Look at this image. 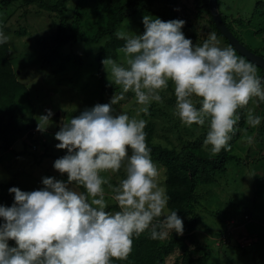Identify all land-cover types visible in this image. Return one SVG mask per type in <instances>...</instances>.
I'll use <instances>...</instances> for the list:
<instances>
[{
	"label": "clouds",
	"instance_id": "1",
	"mask_svg": "<svg viewBox=\"0 0 264 264\" xmlns=\"http://www.w3.org/2000/svg\"><path fill=\"white\" fill-rule=\"evenodd\" d=\"M143 24V33H114L124 41L123 63L102 60L109 83L120 86V94L85 108L54 134L59 141L55 147L66 154L53 167L66 173L67 180L45 176L36 190L8 189L14 202L0 204V264H113L112 258H128L133 236L146 231L152 239H163L170 231L183 234V219L177 210L167 209L169 197L146 142L147 121L114 107L124 93H134L138 114H148L171 82L175 114L185 126L207 125L203 145L212 155L231 150L238 109L250 101L264 102V77L234 48L219 46L214 32L194 45L182 31L183 19L145 15ZM8 40L0 31V44ZM247 113L250 126L260 125L259 115L250 108ZM52 116L47 109L37 129L46 130ZM121 168L125 176L117 185L101 174ZM81 186L85 191L77 190ZM105 186L119 211H106Z\"/></svg>",
	"mask_w": 264,
	"mask_h": 264
},
{
	"label": "rangeland",
	"instance_id": "2",
	"mask_svg": "<svg viewBox=\"0 0 264 264\" xmlns=\"http://www.w3.org/2000/svg\"><path fill=\"white\" fill-rule=\"evenodd\" d=\"M19 1L18 4L6 6L0 0V31L9 36L6 43L0 44V60L5 65L11 60L17 82L29 92L33 108L32 110L28 108L25 113L12 109L9 104L5 106L4 111L14 110L19 113V121L34 124L39 142L36 147L32 142L27 141V146H24V141H20L21 144L18 141L14 144L15 151L13 148L7 150L0 147V182L18 186L24 191H31L43 187L41 181L45 176L57 179L62 175L67 176L66 173L61 174L53 167L54 161L66 154V149L55 147L59 141L55 139L54 134L59 131L62 123L80 115L85 108L97 103H109L112 96L115 93L119 95L122 89L109 83L105 66L95 57L103 48L105 40L100 43L83 41L57 46L56 35L60 15L42 8L40 0L31 3H23L25 0ZM45 1L55 3L56 0ZM108 1L70 0L66 10L69 26L81 31L84 36L93 37L97 29L104 25ZM176 1L177 4L172 6L173 11L179 19L185 21L189 30L184 34L187 38H191L194 45L202 44L209 33L214 32L220 42L219 46H230L222 36H219L218 31L210 26L208 13L204 17L198 16L200 10L194 4L195 0ZM256 4V0H220L219 13L222 12L232 24L234 33L230 32L237 39L257 51V55L263 56L264 17H254ZM162 7L163 4L160 3L154 5L150 16L160 18ZM144 16L145 14L141 13L134 14L120 29L133 35L143 33ZM54 49L58 51L52 55ZM118 54L115 61L123 63L124 53L120 50ZM251 61L263 65L261 61ZM255 67L257 75H260V69ZM14 91L16 88L7 87L5 91L0 92V98L11 96ZM161 96L160 102H153L150 105L148 114L142 112L138 114L141 106L137 104L135 95L131 91L124 93V98L114 107L117 113L126 112L130 117L143 118L147 121L146 124H153L155 142L180 151L193 141H197L210 153L203 145L208 130L207 125L185 126L175 114L176 97L171 82L166 90L161 91ZM248 108L261 117V123L256 127L246 123V127L240 130V138L237 139L239 141L234 140L233 137L229 142L231 150L228 152L234 155L235 159L230 158L225 168L222 169L221 166V172H217L215 168L219 166L211 162V157H203L206 163L202 167V176L211 174L213 180L210 183L202 182L197 186L199 202L192 204L194 206L191 208L193 213L201 217L200 223L193 232L211 248L208 264H264V257H260L262 250L250 249L253 240L246 224L251 223L258 230L256 236L263 231L262 221L257 217H251L250 212L254 205L262 207L264 200V194L260 189L262 183L255 181L256 174L262 176L264 180V162H258L260 157H264V128H262L264 102L250 101L246 108H242L245 120ZM47 109L52 110L53 116L47 121L46 130H38V122L42 121L41 115L46 114ZM239 120L240 115L237 123ZM249 136L253 137L251 143L248 142ZM46 149L48 154L54 156L42 157L40 154ZM256 151L259 152L256 154ZM155 164L160 170V183L167 191L168 168L163 164ZM225 169L226 171L223 172ZM121 172L125 174L123 168L118 173L109 171L101 174L106 176L111 184L117 185L121 180ZM81 187L77 190L83 191ZM105 190L108 207H111V210L107 207L106 211L116 212L117 210L112 208L117 203L111 199V190L107 186ZM9 195L8 191H0V204L11 206L14 202V194ZM236 208L241 212L235 211ZM256 214L262 216L260 213ZM190 217L192 215L181 218L185 222ZM248 220L251 222H246ZM171 234L172 231L163 239H170ZM194 247L191 243L185 251L175 247L167 255L166 264H173L176 261L183 264L187 256H190L191 262L201 264L204 253L195 252ZM149 249L150 257H145L147 261H152L156 253L164 252V248L159 246V243L151 245Z\"/></svg>",
	"mask_w": 264,
	"mask_h": 264
},
{
	"label": "trees",
	"instance_id": "3",
	"mask_svg": "<svg viewBox=\"0 0 264 264\" xmlns=\"http://www.w3.org/2000/svg\"><path fill=\"white\" fill-rule=\"evenodd\" d=\"M1 1L6 6L20 3L19 0ZM33 1L35 0H25L23 3H31ZM256 1L257 4L254 7L253 15L254 17H264V0ZM69 2L70 0H56L55 3H49L45 0H40V6L42 8L48 11L57 12L60 15V23L58 33L56 35V44L57 46H61L71 42L83 41L100 43L101 41L105 40L103 48L95 56L100 64H102V60L106 57H111L114 60L118 57V53L120 50H122L124 41L121 39H117L114 33L116 32V30L120 29L122 25L125 24L126 21L130 19V17L134 14L141 13L150 15L153 12V6L157 3H160L163 4L160 13V19L164 21L179 19L175 11H173L172 7L177 4L176 0H109L107 3V12L105 22L103 23L104 25L100 26L97 29L93 37H87L84 36L81 31L73 29L69 26L68 18L66 16V10L68 8L67 5ZM209 2L210 0H195L194 4L197 6L198 10H200L198 16L204 17V15L208 13L210 26L218 31L219 36H222L225 41L235 49L238 56H242L246 61L254 64V66H257L260 69L261 74L258 76L264 77V67L253 63L251 59L247 58L240 51H238L234 44L230 41V39H228V37L218 28L215 20L213 19ZM219 5L220 0H218V7ZM220 15L229 30L234 33L232 24L227 21L225 15H223L222 12H220ZM187 30H189L188 26L184 25L182 31L185 33ZM249 49L251 48L249 47ZM57 51V49H54L51 54L55 55ZM254 52L258 54L257 51ZM8 63V65H5L0 60V92L5 91L7 87L16 88V91H14L11 96L8 95L4 98H0V101L2 102V104L0 105V147L7 150L13 148V150L15 151L14 144L18 141L19 143L20 141H24V146H27L28 142H32V144L37 147V142H39V140L37 138L38 133H35L34 124H31V122H25L22 119V121H19V113L14 112V110L11 112L4 111L5 106L9 104L12 106V109L20 110L25 113L28 108L29 110H32L33 108V103L29 97V92L27 91V89H24V87L21 86V83L17 82L16 74L13 70L11 60ZM238 112L240 115V120L237 123L238 131L233 136L234 140L240 138V130L243 127H246L247 123V120H245L244 111L238 109ZM154 128L155 127L153 124H146V142L148 147L151 149V157L153 162L163 164L168 168L167 170L169 172V177L166 180V184L168 186L166 193L169 197V200L167 208H170L168 209L170 211L177 210V213L180 217L189 215H192V217L183 222L184 232L182 235L176 234L174 231H172L170 239L168 240L152 239L150 236V232L148 231L141 233L138 237L133 236L132 252L129 254L128 258L126 260L112 258L113 264H166L167 255H169L175 247L182 248L183 251H185L188 248L189 243L195 246V252L201 251L204 253L201 264H208V261L211 257V248L209 245H207V243L202 242L199 239L198 235L193 232L198 223H200L199 221L201 217L197 213H193L191 208L194 206L192 204H198L199 202L196 193L197 186H199L202 182L210 183L213 180L211 174H206L205 177L202 176V167L206 163L203 157H211V162L219 166L215 168L217 169L215 170L217 172H221V166H223L222 169H224L225 164L231 160L230 158L235 159V157L228 151L224 150H221L220 154L218 155H212L204 149L202 143H197V141H193V143L188 144L186 147L178 151L174 147L170 148L160 142H155L153 137ZM262 128H264V123L262 125ZM260 145L262 144L260 143ZM258 152L259 151H256V154ZM40 155H42V157L54 156L51 153L48 154L47 149L43 154L41 153ZM260 158L261 159L258 162H264V157ZM225 171L226 169L223 172ZM124 176L125 174L121 172V179H123ZM59 178L67 180L66 175H62ZM256 180L260 184L262 183L260 189L264 194V180H262V176L256 174L255 181ZM10 187H13V185L0 182V191H8ZM83 191L85 190L83 189ZM8 193L10 194L9 196H11V193L9 191ZM257 193L259 192L257 191ZM262 201L263 206L261 207L260 205H254V207H252V212L250 213L251 217H257L262 221L261 224L263 226V231L260 232V235L256 236L258 230L255 229V227L251 223H246L248 225L247 229L250 230V236L253 240L250 245V249L255 248L259 251L262 250V252L260 253V257H264V200ZM112 208L119 211L118 204H114ZM108 209L111 210V207H108ZM235 211L241 212V210H238L237 208ZM256 213H260V215L262 216H259V214ZM246 222H251V220H248ZM14 242V240H10L9 244L13 246ZM158 243L159 246L164 248V252L162 253L160 251L158 254L156 253L152 261H147L145 257H150V246L157 245ZM173 264L180 263L176 261ZM183 264L195 263L190 261V256H187L183 261Z\"/></svg>",
	"mask_w": 264,
	"mask_h": 264
},
{
	"label": "water",
	"instance_id": "4",
	"mask_svg": "<svg viewBox=\"0 0 264 264\" xmlns=\"http://www.w3.org/2000/svg\"><path fill=\"white\" fill-rule=\"evenodd\" d=\"M209 5H210L213 19L215 20L218 28L228 37V39H230V41L234 44L237 50L240 51L243 55H245L247 58L251 60H254L256 62L261 61L263 63L262 66L264 67V57L257 55V53L249 49V47H247L243 42L237 39L230 32L229 28L224 23L219 13L218 0H210Z\"/></svg>",
	"mask_w": 264,
	"mask_h": 264
}]
</instances>
